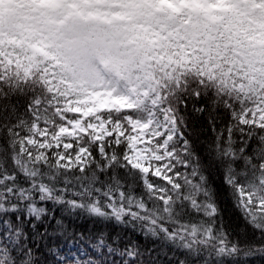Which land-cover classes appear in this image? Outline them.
Wrapping results in <instances>:
<instances>
[{
	"label": "snow or ice",
	"instance_id": "1",
	"mask_svg": "<svg viewBox=\"0 0 264 264\" xmlns=\"http://www.w3.org/2000/svg\"><path fill=\"white\" fill-rule=\"evenodd\" d=\"M250 258L264 0H0V264Z\"/></svg>",
	"mask_w": 264,
	"mask_h": 264
},
{
	"label": "trees",
	"instance_id": "2",
	"mask_svg": "<svg viewBox=\"0 0 264 264\" xmlns=\"http://www.w3.org/2000/svg\"><path fill=\"white\" fill-rule=\"evenodd\" d=\"M220 203H221V210L223 212V219L225 224L229 225L231 228H236L239 221H237L235 215L232 212L230 202L226 197L221 196ZM73 227L77 231L84 232L86 236L90 233H95L100 230L119 231V229L114 228L112 225H108L107 228H105V226L100 222L93 221L87 217H81L75 220ZM67 249L68 246H65V251ZM249 264H264V260L260 258H250Z\"/></svg>",
	"mask_w": 264,
	"mask_h": 264
},
{
	"label": "rangeland",
	"instance_id": "3",
	"mask_svg": "<svg viewBox=\"0 0 264 264\" xmlns=\"http://www.w3.org/2000/svg\"><path fill=\"white\" fill-rule=\"evenodd\" d=\"M69 247V246H68ZM71 247V251H72V253L73 254H75L76 252H77V248H78V246L77 245H72V246H70ZM68 250V249H67ZM66 250V251H67Z\"/></svg>",
	"mask_w": 264,
	"mask_h": 264
}]
</instances>
